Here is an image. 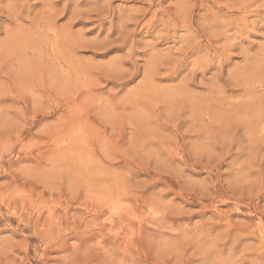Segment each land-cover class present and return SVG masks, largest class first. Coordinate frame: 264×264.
Instances as JSON below:
<instances>
[{
    "label": "rangeland",
    "instance_id": "rangeland-1",
    "mask_svg": "<svg viewBox=\"0 0 264 264\" xmlns=\"http://www.w3.org/2000/svg\"><path fill=\"white\" fill-rule=\"evenodd\" d=\"M0 264H264V0H0Z\"/></svg>",
    "mask_w": 264,
    "mask_h": 264
}]
</instances>
